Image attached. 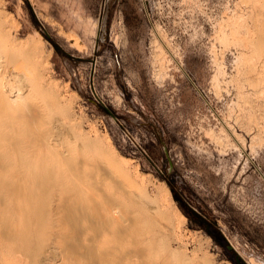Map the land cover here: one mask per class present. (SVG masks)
Masks as SVG:
<instances>
[{"label":"rangeland","instance_id":"1","mask_svg":"<svg viewBox=\"0 0 264 264\" xmlns=\"http://www.w3.org/2000/svg\"><path fill=\"white\" fill-rule=\"evenodd\" d=\"M0 24L34 55L29 99L60 148L111 165L153 218L140 264H264V0H0ZM30 211L11 216L0 264L59 247L60 228ZM57 251L52 264H70Z\"/></svg>","mask_w":264,"mask_h":264},{"label":"bare ground","instance_id":"2","mask_svg":"<svg viewBox=\"0 0 264 264\" xmlns=\"http://www.w3.org/2000/svg\"><path fill=\"white\" fill-rule=\"evenodd\" d=\"M261 36L260 47L264 45V30ZM31 56L15 48L0 24V172L7 173L0 182V238L16 236L11 216L29 205L30 213L61 229L53 233L58 248L47 247L44 241L36 243L32 252L37 253L33 256L39 257L41 263L35 260L38 264L56 261L57 249L70 264L146 262L148 249L155 245L153 239L146 238L153 218L142 215V205L118 178L115 180L111 165L94 167L84 160L87 154L81 153L83 159H79L72 148H60L59 127L51 125L43 104L30 101L34 85L28 82L31 73L22 60ZM106 180L113 183L112 191L103 186ZM164 191L171 200L169 189ZM160 193L158 190L156 202ZM126 201L133 208L125 209ZM157 208L169 223L167 230L173 231L169 214ZM124 241L128 242L127 250L121 248Z\"/></svg>","mask_w":264,"mask_h":264},{"label":"trees","instance_id":"3","mask_svg":"<svg viewBox=\"0 0 264 264\" xmlns=\"http://www.w3.org/2000/svg\"><path fill=\"white\" fill-rule=\"evenodd\" d=\"M167 185H168L169 189L173 192V187H172V185H171L170 183H167ZM191 214L194 215V222H195L199 227H201V228H203V229H206V226L204 225V222L202 221L203 219H201L200 217H198L195 213H191ZM187 216H188L189 218H191L190 213L187 214ZM208 222H209V221L207 220L206 225L208 224ZM209 224H210V223H209Z\"/></svg>","mask_w":264,"mask_h":264},{"label":"water","instance_id":"4","mask_svg":"<svg viewBox=\"0 0 264 264\" xmlns=\"http://www.w3.org/2000/svg\"><path fill=\"white\" fill-rule=\"evenodd\" d=\"M230 249V248H229Z\"/></svg>","mask_w":264,"mask_h":264}]
</instances>
